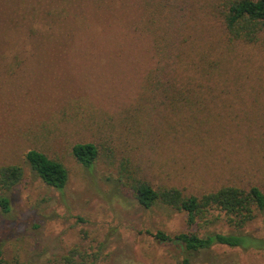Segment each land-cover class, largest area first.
Segmentation results:
<instances>
[{
    "label": "rangeland",
    "instance_id": "374dc122",
    "mask_svg": "<svg viewBox=\"0 0 264 264\" xmlns=\"http://www.w3.org/2000/svg\"><path fill=\"white\" fill-rule=\"evenodd\" d=\"M207 1L186 8L199 15ZM145 21L141 0H0V167L24 168L10 212L0 211L6 258L60 264L75 247L76 264H182L180 244L156 232L233 229L223 214L190 225L184 211L144 207L130 190L135 179L188 195L224 184L264 189V38L222 41L210 53L231 74L214 90L228 89V101L168 107L142 99L156 64ZM210 29L214 41L224 31ZM90 141L100 149L91 169L72 153ZM32 148L67 167L62 191L26 161ZM241 232L264 236V211ZM191 264H264V250L215 245Z\"/></svg>",
    "mask_w": 264,
    "mask_h": 264
},
{
    "label": "trees",
    "instance_id": "16d2710c",
    "mask_svg": "<svg viewBox=\"0 0 264 264\" xmlns=\"http://www.w3.org/2000/svg\"><path fill=\"white\" fill-rule=\"evenodd\" d=\"M190 1L141 0L146 16L142 29L151 35L156 55V64L147 75V91L142 94V99L162 101L163 106L168 107L202 106L205 105L203 102L220 97L226 102L230 99L225 96L229 94L228 89L224 92L214 90H217L220 81L231 82L232 77L230 72L223 71L220 60L212 58L210 53L222 41L255 44L264 38V0H208L198 7L199 15L194 8V13L186 8ZM218 23L224 31L216 35L214 41L211 36L213 29L210 28ZM205 86L211 87L212 92L205 90ZM225 129L223 127L220 132L223 134ZM262 131L264 133V121ZM72 153L79 163L91 169L100 156V149L92 141L78 142L73 145ZM25 159L45 183L61 191L65 188L69 172L60 160L36 148L30 149ZM23 175L24 168L20 164L0 167L1 213L10 212L9 192ZM130 190L144 207L161 204L184 211L190 225L208 224L223 214L233 231L155 233L162 242L180 244L184 255L182 264H191L197 254L215 245L264 250V236L241 232L257 218L258 213L264 211V189L259 184L248 188L224 184L214 191L188 195L176 186L156 188L146 180L135 179L130 184ZM78 253L77 248H71L60 264H76L74 259ZM0 264L19 262L6 258L0 246Z\"/></svg>",
    "mask_w": 264,
    "mask_h": 264
}]
</instances>
